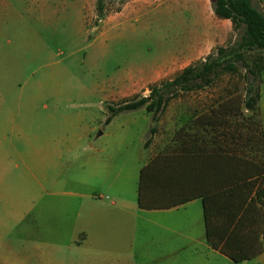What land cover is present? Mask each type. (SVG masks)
Segmentation results:
<instances>
[{
  "label": "rangeland",
  "instance_id": "rangeland-1",
  "mask_svg": "<svg viewBox=\"0 0 264 264\" xmlns=\"http://www.w3.org/2000/svg\"><path fill=\"white\" fill-rule=\"evenodd\" d=\"M250 2L264 15V0ZM87 4L0 0V152L8 153L0 185V264H49L43 251L53 246L52 219L17 215L31 209L32 194L46 197L38 183L47 184L53 174L44 169L43 156L83 149L85 130L97 136L110 107L148 97L154 87L196 67L166 96L184 86L203 88L179 91L164 112L149 113L169 129L264 80L258 77L264 51L240 59L245 27L235 30L217 18L212 0H107L101 16L98 0ZM207 60L222 65L209 86ZM230 63L237 73L222 71ZM133 113L118 118L142 119L146 112Z\"/></svg>",
  "mask_w": 264,
  "mask_h": 264
},
{
  "label": "crops",
  "instance_id": "crops-1",
  "mask_svg": "<svg viewBox=\"0 0 264 264\" xmlns=\"http://www.w3.org/2000/svg\"><path fill=\"white\" fill-rule=\"evenodd\" d=\"M199 4L206 9L204 1ZM259 90L264 124V80ZM141 116L128 120L116 116L108 124L105 121L95 137L87 128L80 151L43 156L44 169L53 174L47 184L38 183L46 197L32 194L31 209H22L17 216L34 212L36 217L48 214L52 219L53 246L43 251L48 263L264 264V249L254 258L235 263L208 244L200 199L171 209L139 207L142 169L174 144L182 125L164 129L149 113ZM156 126L158 131L153 130ZM7 168L8 153L0 152L1 186Z\"/></svg>",
  "mask_w": 264,
  "mask_h": 264
},
{
  "label": "trees",
  "instance_id": "trees-1",
  "mask_svg": "<svg viewBox=\"0 0 264 264\" xmlns=\"http://www.w3.org/2000/svg\"><path fill=\"white\" fill-rule=\"evenodd\" d=\"M106 1L98 0L99 16ZM212 1L219 19L231 21L235 30L245 27L240 59L245 52L264 51V15L250 0ZM209 62L204 71L212 76L205 86L218 78L217 67L222 66L218 60ZM195 69L188 67L174 81L154 87L148 97L110 107L106 124L112 117L140 109L155 116L167 109L179 91L203 88L184 86L166 96L169 87L188 81ZM222 71L235 74L237 68L230 63ZM263 74L264 67L258 77ZM259 89L248 84L245 95H231L199 114L195 111L175 133L174 144L140 173L141 209H171L202 200L208 244L235 263L264 249V125Z\"/></svg>",
  "mask_w": 264,
  "mask_h": 264
}]
</instances>
